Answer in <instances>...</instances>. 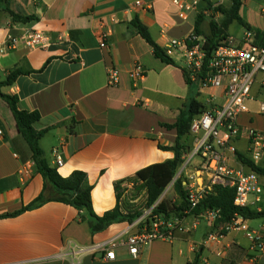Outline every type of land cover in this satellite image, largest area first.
Segmentation results:
<instances>
[{"label":"crops","instance_id":"1","mask_svg":"<svg viewBox=\"0 0 264 264\" xmlns=\"http://www.w3.org/2000/svg\"><path fill=\"white\" fill-rule=\"evenodd\" d=\"M137 1L141 7L136 6ZM182 1L192 4L195 0ZM198 1V13L186 19L172 0H10L12 12L35 17L28 23H14L8 12L0 10V42H6L10 32L22 35L31 30L42 31L48 38L44 48L28 49L21 44L0 60V82L12 71L22 72L1 91L16 96L22 110L39 112L41 120L35 129L49 130L40 141L46 160L55 167L53 149L60 148L64 165L58 169L59 175L67 178L77 171L87 175L93 187V210L98 216L116 207L117 183L125 181L120 186L126 190L122 201L133 188V183L126 181L143 169L174 159L173 152L160 146H173L177 133L162 124L177 121L190 95L183 71L157 59L132 22L139 19L162 48L170 40H186L194 34L199 14L206 16L201 31L207 35V17L213 12L202 0ZM209 1L215 7L216 1ZM262 9L264 0L242 2L239 15L254 33H264ZM234 24L237 23L233 22L227 33L240 38L230 31ZM240 27L243 34L248 30ZM107 30L111 34L107 48L102 49L98 36ZM175 61L183 67L180 60ZM137 65L144 67L147 74L134 85L131 72ZM110 68L120 74L116 87L108 85ZM263 79V75L257 77L249 113L238 120L245 130L264 133V115L259 113V103L264 102ZM200 95L204 105L211 98L219 103L223 100L222 90L203 89ZM0 131L1 216L29 206L44 192L45 181L12 111L2 99ZM187 144L194 147L192 135ZM248 147L244 134L236 143L237 155L229 158L233 168L249 170L238 159V155L249 158ZM26 163H33L32 176L22 184L18 172ZM256 165L264 167V156ZM197 169L188 167L183 174L188 177ZM138 201L139 198L135 202ZM79 215L72 206L47 202L0 219V264H193L199 251L198 264H250L253 254L252 241L242 231L207 241L216 228L211 219L205 218L195 229L177 233L173 242L150 243L138 258L120 247L116 249V260L107 261L90 249L116 236L126 239L137 228L127 222L116 223L92 234ZM185 223L190 226L193 218L188 217ZM248 225L252 229L264 227V218L248 220ZM258 264H264V253Z\"/></svg>","mask_w":264,"mask_h":264},{"label":"built area","instance_id":"2","mask_svg":"<svg viewBox=\"0 0 264 264\" xmlns=\"http://www.w3.org/2000/svg\"><path fill=\"white\" fill-rule=\"evenodd\" d=\"M179 7L182 18H188L191 13H198L199 1L192 4L182 0H172ZM140 1L136 6L141 7ZM264 15V9L261 11ZM111 31L102 32L99 36L100 47L107 48V39ZM256 35L252 30H246L241 38L226 37L213 51L210 58L204 50L206 38L191 35L186 40H170L165 46L169 57L180 60L183 67L191 72L201 71L207 63L206 75L200 82V90L217 89L223 91L222 102L211 98L206 109L197 115L191 124L190 133L194 138L193 151L188 155L182 167L183 171L191 166L197 169L186 177L183 183L187 193V207L181 212V217L165 219L155 214L156 205L145 209L141 218L131 224L137 232L126 239L116 236L104 244L95 245L90 251L101 254V259L116 260V249L125 247L133 258H138L141 251L152 242H173L176 234L185 230L195 229L198 223L205 219L215 222L218 212L202 211L193 214L202 201L215 188L233 189L234 204L237 207L249 208L257 213L264 211V183L259 174L235 169L229 163L230 155H237L236 143L245 134L249 141L248 155L254 164H258L264 156V133L239 125V118L249 113V103L254 101L252 89L259 75L264 76V46L255 43ZM47 36L39 30H31L22 35L10 32L6 42H0V60L21 44L28 49H38L47 46ZM147 71L137 65L131 72L134 85L146 77ZM194 77V76H193ZM194 79V78H193ZM120 83V74L114 69L108 70V85L116 87ZM264 87V79L261 82ZM259 113L264 115V102L259 103ZM2 132L0 131V136ZM55 166L59 169L64 165L60 148L53 149ZM197 161V163H195ZM33 163H26L19 170L20 182L26 184L32 176ZM193 218V224L187 226L185 220ZM231 231H242L252 241V257L250 264H258L264 253V227L252 229L248 219L241 215L226 224H220L211 233L207 241H217ZM83 250H81L82 252Z\"/></svg>","mask_w":264,"mask_h":264},{"label":"trees","instance_id":"3","mask_svg":"<svg viewBox=\"0 0 264 264\" xmlns=\"http://www.w3.org/2000/svg\"><path fill=\"white\" fill-rule=\"evenodd\" d=\"M202 1L207 4L206 8L208 10H211L215 14L220 13L223 17L220 24L213 21L210 22V36L203 34L201 31V26L206 16L204 14H199L195 21L193 35L206 38L204 50L207 53V57L210 58L219 44L229 36L227 35V30L233 22H236L238 25L248 30H250V28L243 22L239 15L243 0H232L229 8L225 6L213 7V4L209 0ZM9 3L10 0H0V10L8 12L12 18V22L28 23L35 20L34 16H23L12 12L9 9ZM132 25L136 29L138 35L152 47L153 54L157 59L167 65L176 66L183 71L186 82L190 87L188 103L185 108L180 111L177 121L173 125L162 124V127L167 130H175L177 133V138L173 146H160V149L164 151L173 152L175 154L174 159L143 169L139 171L133 179L126 181L128 183H133V189L137 192L136 199L131 203L132 205L121 201L122 195H124L126 190L123 189L122 191L120 186L125 183V181L117 183L115 185L117 192L116 207L103 216L96 215L92 205L93 187L88 182L87 175L77 171L71 176L63 178L59 175L58 168L56 166H50L46 160L45 154L40 147V141L49 130L37 131L35 129L34 125L41 120L39 112L22 110L16 96L6 95L1 91L4 86L12 85L17 77L22 74V72L18 70L12 71L5 81L0 82V99L5 101L12 111L16 120L17 129L28 143L32 151L36 168L44 178L45 188L42 195L29 206L13 214L1 215L0 219L17 216L22 212L36 209L47 202H57L72 206L78 210L80 212V221L87 222L91 233L97 234L105 231L108 227L116 223L127 222L133 224L142 217L145 209L151 208L156 204L155 214L161 215L165 219L182 216L181 212L187 207V193L183 185L187 178L183 173L181 176H183L184 179H178L174 183L176 192L181 198L179 206L174 203L171 204L166 200L159 201V199L163 192L173 182L178 171L182 169L189 155L191 147L187 144V141L191 136L190 129L193 119L207 108L206 105L199 100V97L200 82L206 75L208 60L201 71L191 72L167 55L165 49L154 41L149 29L142 24L139 19H135ZM255 35V43L259 46H264V33L256 31ZM194 86L197 89L196 96L192 94L191 90ZM238 159L250 171L256 172L261 177H264V167L257 166L251 159L243 155H238ZM141 192L145 195V207L135 202L140 197ZM47 193H50V196L46 199ZM234 199L235 191L233 189L215 188L212 193L202 201L193 214L198 215L200 212L206 210L218 212V217L214 222V228H217L220 224L231 222L236 215H241L248 220L264 218V211L262 213H257L249 208L237 207L234 204ZM199 256L200 251L197 253L196 260L193 264L199 263Z\"/></svg>","mask_w":264,"mask_h":264},{"label":"rangeland","instance_id":"4","mask_svg":"<svg viewBox=\"0 0 264 264\" xmlns=\"http://www.w3.org/2000/svg\"><path fill=\"white\" fill-rule=\"evenodd\" d=\"M214 1H216L214 4H215V6H225V7H230L231 6V0H214ZM208 20H209V22H211V21H213V22H215V23H218V24H220L221 23V21H222V19H223V17H222V15L220 14V16H217V14H215V13H211L208 17ZM206 28H207V30H206V34H207V36H210L211 34H210V25H207L206 26ZM243 28L242 27H240V26H238L237 24H234L231 28H230V31L232 32V33H236V34H239V37L241 38L242 37V35H243ZM227 35H230V34H228L227 33ZM192 94L194 95V96H196V94H197V89H196V87L194 86L193 88H192ZM200 97H201V99H203V96H201L200 95ZM192 151H193V147H191L190 148V150H189V154H191L192 153ZM198 169H199V167H198ZM181 172H182V169H180L179 171H178V173H177V175L175 176V178H174V180H173V182L169 185V187L163 192V194H162V196L160 197V199H159V201H162V200H166V201H168L169 203H171V204H176V205H178L179 206V204H180V202H181V198L179 197V195H178V193L176 192V189H175V185H174V183L178 180V179H184V177L183 176H181L182 174H181ZM184 175V174H183ZM186 177V176H185ZM136 194H137V192H136V190H134L133 188L132 189H130V191L125 195V198H123V202H126L127 204H129V205H132L131 203H133L132 201H134V199H136ZM143 193L141 192L140 193V196L142 195ZM144 195V194H143ZM136 203H138V205H141V206H143V207H145V195L142 197V198H140L139 197V201L138 202H136ZM142 207V208H143Z\"/></svg>","mask_w":264,"mask_h":264},{"label":"water","instance_id":"5","mask_svg":"<svg viewBox=\"0 0 264 264\" xmlns=\"http://www.w3.org/2000/svg\"><path fill=\"white\" fill-rule=\"evenodd\" d=\"M49 196H50V193H47V194H46V199L49 198Z\"/></svg>","mask_w":264,"mask_h":264}]
</instances>
